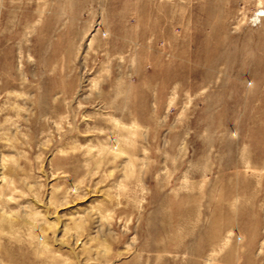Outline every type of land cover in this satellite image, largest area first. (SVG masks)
I'll list each match as a JSON object with an SVG mask.
<instances>
[{
	"label": "rangeland",
	"instance_id": "374dc122",
	"mask_svg": "<svg viewBox=\"0 0 264 264\" xmlns=\"http://www.w3.org/2000/svg\"><path fill=\"white\" fill-rule=\"evenodd\" d=\"M0 264H264V0H0Z\"/></svg>",
	"mask_w": 264,
	"mask_h": 264
}]
</instances>
